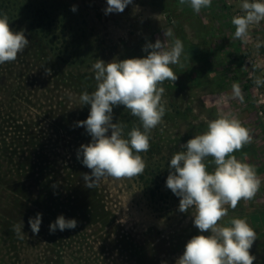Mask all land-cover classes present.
I'll return each instance as SVG.
<instances>
[{
	"label": "rangeland",
	"instance_id": "374dc122",
	"mask_svg": "<svg viewBox=\"0 0 264 264\" xmlns=\"http://www.w3.org/2000/svg\"><path fill=\"white\" fill-rule=\"evenodd\" d=\"M60 1L71 8H81L88 20L89 38L79 48L83 73L88 78L94 74L92 65L96 59L110 62L146 56L143 46L157 39L163 41L164 29L171 28L175 38L177 31H182L188 43L183 46L180 63L171 65L178 79L162 85L167 110L163 123L151 131L150 139V150L156 155L150 158L147 154L145 158L140 154L146 162L145 169L159 174L157 184L150 183L156 195H151L139 176L104 178L97 186L99 193L94 188L86 189L74 203L77 210L87 209L97 219L86 217L82 227L57 229L53 243L26 237L17 254L3 252L7 259L15 264H48V259L59 257L65 258L67 264H176L188 240L201 233L190 212L178 210L180 198L166 187L170 159L182 150L181 145L207 130V121L220 113H231L250 129L252 139L248 144L254 147L246 159L238 151L233 155L255 166L261 187L252 200L240 201L235 209L226 205L228 215L219 223L228 226L234 217L246 218L257 233L249 251L256 257L254 262L264 264V86L254 83L255 77L264 78V46L258 51L255 48L257 42L264 44V21L250 28L245 42L233 38L235 26L231 23L234 15L243 14L239 7L242 0H224L225 4L212 0L211 7L199 14L188 4L180 5L179 0H133L122 13L107 15V0ZM200 50L208 52L210 61L208 68L198 73L193 69V57ZM84 82L81 93L95 90L96 82ZM234 82L241 86L243 103L231 96ZM85 106L88 115L90 107ZM130 119L140 123L123 105L113 108V123L123 124L121 120ZM127 133L124 129L125 138ZM211 161V157L206 161L210 173L215 167ZM84 169L88 170L86 166ZM102 206L109 210L104 219ZM63 211L62 215L69 219L73 210L67 207Z\"/></svg>",
	"mask_w": 264,
	"mask_h": 264
},
{
	"label": "clouds",
	"instance_id": "9594fccd",
	"mask_svg": "<svg viewBox=\"0 0 264 264\" xmlns=\"http://www.w3.org/2000/svg\"><path fill=\"white\" fill-rule=\"evenodd\" d=\"M132 2L107 0L104 13H122ZM179 4H188L199 14L211 7L212 0H179ZM239 7L243 14L234 15L231 20L235 26L233 38L247 42L250 28L264 21V0H242ZM71 11L77 8L73 6ZM29 44L24 30L14 31L8 15H0V65L16 61ZM262 46L261 42L255 44L257 51ZM143 51L147 53L144 57L110 62L96 59L92 65L96 88L79 96L82 106H90L87 119L77 122L91 136V142L77 150V159L82 157L81 163L90 170L83 174L87 188L97 187L104 178L121 180L139 176L146 168L140 153L149 151L151 131L163 123L167 100L162 99L165 93L162 85L178 79L171 65L180 63L183 42L174 37L171 28L164 29V40L146 43ZM46 74L51 75V69H46ZM254 83L264 86V78L257 76ZM231 96L243 103L239 83L232 84ZM121 105L139 119L143 129L133 127L127 138L126 125L113 123V108ZM251 139L250 129L234 114L220 113L216 119L207 121L205 132L193 136L181 145L182 150L172 155L166 187L180 198L178 210L190 212L201 233L188 240L176 264H253L256 257L249 250L257 240V233L246 218L234 217L228 226L219 223L228 215L226 205L235 209L240 201L252 200L260 190L261 179L255 166L233 155ZM209 157L215 165L211 173L206 163ZM41 223V213L29 218L34 235L39 233ZM77 225V220L60 215L50 224L49 232L75 229ZM22 229L23 222L13 225L12 231L23 239Z\"/></svg>",
	"mask_w": 264,
	"mask_h": 264
},
{
	"label": "trees",
	"instance_id": "16d2710c",
	"mask_svg": "<svg viewBox=\"0 0 264 264\" xmlns=\"http://www.w3.org/2000/svg\"><path fill=\"white\" fill-rule=\"evenodd\" d=\"M5 13L10 27L24 30L30 41L16 61L0 65V264H15L3 252L17 254L26 237L53 243L56 233L50 234L49 226L64 214V208L73 210L68 217L77 220L76 228L83 226L86 217L97 219L87 209L74 206L82 192L90 189L83 180V171L90 170L84 169L82 157L77 159L80 146L91 142L85 128L77 126L88 117L79 96L85 80L96 81L94 74L88 78L83 73L79 48L89 37L88 20L81 8L73 12L60 0H0V15ZM177 38L183 46L188 43L182 31H177ZM193 58L194 71L208 68L207 51L200 50ZM239 64L244 67L243 61ZM46 69H51V75ZM121 121L127 132L133 127L143 130L131 119ZM253 151L254 147L246 144L238 152L248 157ZM140 154L145 158L156 155L150 149ZM157 174L147 168L139 175L153 197L156 193L150 183L157 184ZM94 189L99 193L98 187ZM102 210L104 219L109 210L106 206ZM37 213L42 214V223L34 235L28 220ZM21 222L23 239L12 231L13 225ZM48 264L67 262L59 257L48 259Z\"/></svg>",
	"mask_w": 264,
	"mask_h": 264
},
{
	"label": "crops",
	"instance_id": "0c3cea01",
	"mask_svg": "<svg viewBox=\"0 0 264 264\" xmlns=\"http://www.w3.org/2000/svg\"><path fill=\"white\" fill-rule=\"evenodd\" d=\"M262 28L264 29V26ZM261 31H264V30H261ZM261 72H263V71H261Z\"/></svg>",
	"mask_w": 264,
	"mask_h": 264
}]
</instances>
